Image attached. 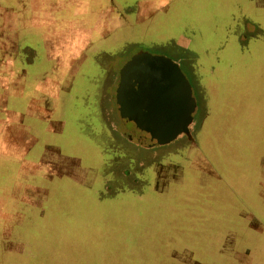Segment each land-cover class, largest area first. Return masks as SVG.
Returning a JSON list of instances; mask_svg holds the SVG:
<instances>
[{
  "label": "rangeland",
  "instance_id": "rangeland-1",
  "mask_svg": "<svg viewBox=\"0 0 264 264\" xmlns=\"http://www.w3.org/2000/svg\"><path fill=\"white\" fill-rule=\"evenodd\" d=\"M0 4L30 73L0 84V264H264V0H48L38 29L32 0ZM138 51L179 69L194 121L207 114L188 162L181 141L123 128L117 73Z\"/></svg>",
  "mask_w": 264,
  "mask_h": 264
},
{
  "label": "flooded vegetation",
  "instance_id": "flooded-vegetation-1",
  "mask_svg": "<svg viewBox=\"0 0 264 264\" xmlns=\"http://www.w3.org/2000/svg\"><path fill=\"white\" fill-rule=\"evenodd\" d=\"M141 53L145 56L123 78L124 98L128 102L139 100L140 112L145 111L143 115L147 114L149 117L150 129L155 137L160 138L164 135L169 138V142L181 141V146L185 151L180 155L187 154L183 160L188 162V155L196 152L193 140L195 142L202 133L207 114L194 121L196 101L189 83L179 69L161 54L138 51L135 55ZM131 57L127 58L121 67ZM176 70L184 81L180 76L178 79ZM119 80V73H117L116 87ZM188 99L193 101L190 110L188 109ZM123 128L125 129L124 126ZM125 132L132 139L126 129ZM143 146L150 147L152 145Z\"/></svg>",
  "mask_w": 264,
  "mask_h": 264
},
{
  "label": "crops",
  "instance_id": "crops-1",
  "mask_svg": "<svg viewBox=\"0 0 264 264\" xmlns=\"http://www.w3.org/2000/svg\"><path fill=\"white\" fill-rule=\"evenodd\" d=\"M35 1H36V3L32 0L30 19L33 22H35L34 26H35L36 29H38V28H42L46 24L48 25V19L46 17L47 11L45 9H43V7H45L47 5L48 0H40V1L35 0ZM6 7L7 8L3 7L0 4V11H3L2 14L0 15V17H1V19H4V20H6L8 22L7 27L12 31L13 28L17 27V23L15 22V15H17V10L11 9L9 6H6ZM39 19L41 20V23L37 22ZM4 28H5V25L2 22L0 24V84L4 81V80H2V78H5L6 76H11L13 73H18V76L20 78H24L25 81H26V76L29 77L30 73H27V70L24 69V64L21 63V62H19V63L16 62L17 61L16 57L13 56V48L16 50L17 39H13L11 35L10 36H5L6 32L3 30ZM42 36H43L42 37L43 38L42 42H44L42 44L45 45L46 48L50 47L48 39H47L46 34L44 32H42ZM59 38H60L59 35L55 34V37L51 41L53 42V44H56V46L60 45L61 43H63V45H64L65 42L61 41V39H63L62 36H61L60 42H59ZM76 45L80 46L81 43H76ZM25 50H26V48H25ZM27 50H28V48H27ZM52 52L56 53L57 51H56V49L53 48ZM34 53L35 52H33V51L31 52L30 51L29 55L34 54ZM25 60H26L27 66H28L29 63H31V58L29 56H26ZM57 65L61 66L59 63ZM19 66H21V67L19 68ZM72 68H73V66L71 67V69H70V71L68 73L69 74L68 76H70L71 72H72L71 75H75L76 74L75 73L76 69L75 68L72 69ZM45 76L46 75L44 73H42L40 79L43 80ZM72 77H74V76H72ZM43 86H47V83H42L41 85H39L40 88H43ZM2 88L3 87L0 85V89H2ZM32 102L34 103L33 98H31V101H30V109L33 111ZM42 110L46 114V117L49 118V115H50L49 113H51V110H49L47 106H45L44 109L42 108ZM33 112H37L36 115H38V116L34 117V121L38 120L41 123V121H43L45 119L44 115L39 117L42 114V113H40L42 111L41 110L38 111V107H35ZM32 114L33 113H30V116H33ZM16 123H17L16 122V117H13V118L9 117L8 125L7 124H6L7 126L5 125L6 126V131L5 132L6 133L4 135L5 136L4 139H5V142L8 143V145H7L8 149L16 147V145L15 144L13 145V142H12V139L15 140V137H14L15 133L11 134L12 131L15 132V130H16ZM62 123L63 122H61V121L60 122L56 121L57 129H55V130H57L58 133H60L61 130L63 129L61 127ZM12 127H13V129H12ZM29 128H31V127H29ZM25 130H26V133H27V127L25 128ZM196 140H195L194 147L196 149V152H198L197 150L200 149L199 148L200 145L198 144V142ZM196 152H194V153H196ZM243 213L245 215L247 214L246 212H243ZM248 214H250L253 217V219H255L254 215H252L251 213H248Z\"/></svg>",
  "mask_w": 264,
  "mask_h": 264
},
{
  "label": "water",
  "instance_id": "water-1",
  "mask_svg": "<svg viewBox=\"0 0 264 264\" xmlns=\"http://www.w3.org/2000/svg\"><path fill=\"white\" fill-rule=\"evenodd\" d=\"M145 56V54L133 55L120 69L119 71V83L115 90V104L121 120L122 125L127 130L128 134L140 145L150 146L156 142L162 141L163 137H155L150 129V120L147 114L143 115L145 111L140 112V102L136 100L135 102H128L124 98V86L123 78L125 74ZM176 76L179 78V72L176 70ZM182 78V76H180ZM184 81V79H181ZM187 87V86H186ZM188 104L190 108L193 105V101L188 99ZM147 116V117H145ZM157 136V135H156Z\"/></svg>",
  "mask_w": 264,
  "mask_h": 264
}]
</instances>
